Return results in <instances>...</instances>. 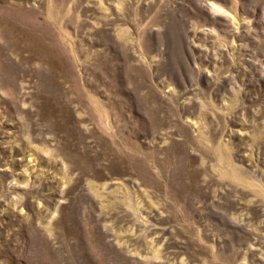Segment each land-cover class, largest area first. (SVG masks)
<instances>
[{
  "label": "rangeland",
  "instance_id": "374dc122",
  "mask_svg": "<svg viewBox=\"0 0 264 264\" xmlns=\"http://www.w3.org/2000/svg\"><path fill=\"white\" fill-rule=\"evenodd\" d=\"M0 264H264V0H0Z\"/></svg>",
  "mask_w": 264,
  "mask_h": 264
}]
</instances>
